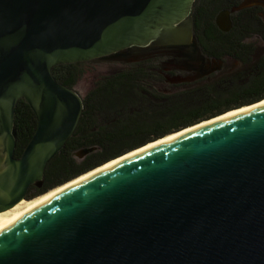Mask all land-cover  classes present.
Instances as JSON below:
<instances>
[{"label":"water","instance_id":"obj_1","mask_svg":"<svg viewBox=\"0 0 264 264\" xmlns=\"http://www.w3.org/2000/svg\"><path fill=\"white\" fill-rule=\"evenodd\" d=\"M198 1L0 0V212L42 186L82 116L83 97L53 67L174 46L187 57L179 68H213L194 34ZM250 5L217 12L219 29ZM20 99L37 127L15 158ZM0 264H264V103L148 144L50 195L0 230Z\"/></svg>","mask_w":264,"mask_h":264},{"label":"trees","instance_id":"obj_2","mask_svg":"<svg viewBox=\"0 0 264 264\" xmlns=\"http://www.w3.org/2000/svg\"><path fill=\"white\" fill-rule=\"evenodd\" d=\"M241 1L199 0L195 6L194 34L206 60L216 64L213 68H179L176 59L183 57L174 46L152 47L97 77L82 96L84 109L75 132L46 164L41 188L34 185L36 194L149 141L263 99V8L247 6L232 13L227 31L215 20L217 12ZM90 61L58 64L52 73L75 87L90 71ZM14 121L20 154L37 127L36 114L24 99L16 104Z\"/></svg>","mask_w":264,"mask_h":264},{"label":"bare ground","instance_id":"obj_3","mask_svg":"<svg viewBox=\"0 0 264 264\" xmlns=\"http://www.w3.org/2000/svg\"><path fill=\"white\" fill-rule=\"evenodd\" d=\"M261 103L263 104L264 103V100H261V101L255 103V104H253V105H250V106H246L245 105V106L240 107V108H237V109H232V110L230 109L227 112L223 113L222 115H220V116H218L216 118H219V117H221V116H223V115H225V114H227L229 112L233 113V112H236V111H240V110H242L244 108L248 109L250 107H253V106L258 105V104H261ZM216 118L214 117V118H211L210 120H214ZM210 120H206V121H210ZM206 121H202L201 123H197V124H195L193 126H198V125L200 126L201 124H203ZM193 126H189L186 129H181V130H179L177 132H174V133H172V134H170L168 136L166 135V136H164V137H162V138H160V139H158V140H156V141H154L152 143L150 142L148 144H154L155 142L161 141V140H163L166 137L168 138V137L174 136V135H176V134H178V133H180L182 131L184 132V131L190 129L191 127H193ZM148 144H146L145 146H147ZM145 146H143V147H141V148H139L137 150H131V151L127 152L126 154H124L123 156H121V157L119 156V157H117V158H115V159H113V160H111L108 163L103 164V165H107V164L115 161L116 159H119V158L121 159V158L127 156L128 154H130V153H132L134 151L135 152L136 151H139L142 148H144ZM103 165H100V166L96 167L93 170H90V171H87L85 173H82L80 176H78L74 180H69L66 183H64V184H62V185H60L58 187L55 186L54 188H51L50 190H48L46 193H44L42 195H37V196H35V197L31 198V199H24L23 198L13 208H11L10 210H5L3 212H0V230L5 225H9L14 220H16L17 218H19L23 213H26L27 211L31 210L33 207L37 206L39 203L41 204L50 195H52L54 193L60 192L62 189H64L68 185L73 184L75 181L79 180L80 178L85 177L86 175H89L90 173H92V172L96 171L97 169L101 168Z\"/></svg>","mask_w":264,"mask_h":264},{"label":"rangeland","instance_id":"obj_4","mask_svg":"<svg viewBox=\"0 0 264 264\" xmlns=\"http://www.w3.org/2000/svg\"><path fill=\"white\" fill-rule=\"evenodd\" d=\"M147 51V50H146ZM145 52V51H144ZM144 52L141 53H131V52H123L121 51L120 53L113 54L111 56H103L100 58H96L90 61V71H87L84 76L81 78L79 81L78 85L75 86L76 91L83 96L87 89L89 87L93 86V83L97 77L102 75L103 73H108L111 72L115 69L120 68L123 66L125 63L132 61L134 57L138 56ZM174 52V50H172ZM176 52V51H175ZM177 53V52H176ZM178 55L180 54L179 52L177 53ZM135 55V56H134ZM179 62H184V58H187L184 54H180L178 57H182ZM1 157V156H0ZM1 162V159H0Z\"/></svg>","mask_w":264,"mask_h":264},{"label":"flooded vegetation","instance_id":"obj_5","mask_svg":"<svg viewBox=\"0 0 264 264\" xmlns=\"http://www.w3.org/2000/svg\"><path fill=\"white\" fill-rule=\"evenodd\" d=\"M244 0H242L241 2H243ZM246 1H248L249 3H251V5H250V7L251 6H261L262 8H263V13H262V15L264 16V0H246ZM233 13V12H232ZM235 13V12H234ZM232 15V14H231ZM16 147H17V145H16ZM16 147H15V149H14V154H13V156L15 157V158H17V157H19L20 155H21V153L19 154V153H17L16 152ZM24 149V148H23ZM23 151V150H22ZM38 187H40V186H38ZM41 188V187H40ZM39 189L38 188H36L35 186H34V184H32L30 187H29V190H28V194H26L25 195V197L27 198V199H30V198H32L33 196H35V195H38V194H36V192L38 191ZM40 194V193H39Z\"/></svg>","mask_w":264,"mask_h":264}]
</instances>
